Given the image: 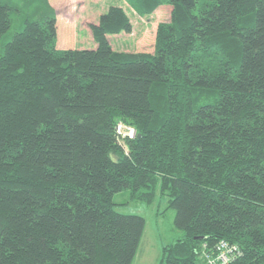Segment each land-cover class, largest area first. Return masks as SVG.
<instances>
[{
  "label": "trees",
  "instance_id": "obj_1",
  "mask_svg": "<svg viewBox=\"0 0 264 264\" xmlns=\"http://www.w3.org/2000/svg\"><path fill=\"white\" fill-rule=\"evenodd\" d=\"M14 1L0 0V264H130L145 219L115 209L121 189L174 210L156 264H207L220 239L225 264H264V0H128L170 8L135 51L109 41L131 29L119 4L89 22L93 47H57L51 4Z\"/></svg>",
  "mask_w": 264,
  "mask_h": 264
},
{
  "label": "rangeland",
  "instance_id": "obj_2",
  "mask_svg": "<svg viewBox=\"0 0 264 264\" xmlns=\"http://www.w3.org/2000/svg\"><path fill=\"white\" fill-rule=\"evenodd\" d=\"M54 9L57 21L62 23L67 32L57 30L53 36V46L93 47L95 41L91 35L89 22L96 21L99 13L109 4L121 5L130 17V31L120 30L108 33L109 41L116 50L135 51L151 50L153 32L157 21L169 17V5H158L151 13L139 14L128 0H47ZM13 4L15 1L13 0ZM14 6V5H13ZM61 22V23H60ZM18 20L13 18L12 26ZM167 196L156 191L152 202L135 200L129 197V190L114 192V207L122 212H135L145 219L143 232L130 264H156L163 243L172 240L178 230L173 224L174 210L166 207Z\"/></svg>",
  "mask_w": 264,
  "mask_h": 264
},
{
  "label": "built area",
  "instance_id": "obj_3",
  "mask_svg": "<svg viewBox=\"0 0 264 264\" xmlns=\"http://www.w3.org/2000/svg\"><path fill=\"white\" fill-rule=\"evenodd\" d=\"M116 131L121 135L129 136H132L135 133L133 126L130 124H123L122 122L117 123ZM234 250L235 246L233 244L228 243L224 239H220L215 245L214 252H204V256L206 258L207 264H225L232 256Z\"/></svg>",
  "mask_w": 264,
  "mask_h": 264
}]
</instances>
